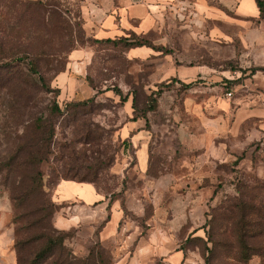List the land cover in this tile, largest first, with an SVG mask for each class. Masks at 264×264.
Wrapping results in <instances>:
<instances>
[{
  "label": "rangeland",
  "instance_id": "obj_1",
  "mask_svg": "<svg viewBox=\"0 0 264 264\" xmlns=\"http://www.w3.org/2000/svg\"><path fill=\"white\" fill-rule=\"evenodd\" d=\"M81 2L0 0V59L22 48L45 85L59 90L54 99L36 77L35 84L27 79L23 65L1 76L0 165L23 142L27 122L43 115L54 138L38 166L41 185L53 203L51 223L67 232L73 256L86 258L93 249L97 264H203L202 241L210 235V264H264V249L237 260L228 215L236 204L264 214V19L231 15L224 36H211L171 17V31L161 36L171 55L131 54L85 45ZM176 68L197 72L184 83L192 87L175 82ZM150 97L156 107L147 111ZM54 100L62 115L51 116ZM95 159L98 202L84 205L60 193L63 181L90 173ZM4 175L0 264H17L14 243L33 230L17 236L30 219L19 217ZM262 227L246 242L264 244ZM189 237L201 242H184Z\"/></svg>",
  "mask_w": 264,
  "mask_h": 264
},
{
  "label": "trees",
  "instance_id": "obj_2",
  "mask_svg": "<svg viewBox=\"0 0 264 264\" xmlns=\"http://www.w3.org/2000/svg\"><path fill=\"white\" fill-rule=\"evenodd\" d=\"M256 6L259 10V19H264V0H255ZM25 14V13H23ZM20 39H22L19 36ZM94 44H111L115 46H122L125 50L132 48L146 47L150 48L156 53L162 55H171L172 51L161 45H154L152 39L148 36H139L134 33H129L126 37L118 39H103L98 40L87 37L85 45ZM83 46V45H82ZM3 52V50L1 49ZM22 48L4 53L0 61V82H3L1 76L8 75L13 68L17 65L25 66L28 73L25 74L28 80L35 78L40 84L43 91L47 93H54V99L59 95L58 89H49L44 83L33 60L29 59L27 53ZM3 53H0V55ZM175 80V79H173ZM33 82V81H32ZM180 87L189 89L193 86V82L184 84L180 81ZM34 83V82H33ZM35 84V83H34ZM160 91H157L158 96ZM151 105L147 111L155 110L156 98L150 97ZM87 102L74 103L69 105L75 110L81 106L86 105ZM150 108V109H149ZM146 110L144 112H147ZM51 116L62 115L63 111L54 100L50 105ZM146 124L148 122L146 121ZM23 142L20 143L15 150V154L10 155L4 162H1L0 172H5L3 176V184L8 188L10 197L13 200L17 209L20 210L19 217L28 218L27 227L17 229V236L23 230H33L32 233L26 234L23 238L17 239L14 243V248L17 253V264H97L94 256V250H90L86 258H76L65 247L64 239L67 232L58 230L53 227L51 223L54 214L53 203L47 199L45 192L41 185V172L38 166L47 159L50 154L51 144L54 138V127L45 116L40 115L33 120L27 122L23 130ZM14 155V156H13ZM21 155L22 159H18ZM100 161L95 159V164L89 166L90 173L85 172L80 176H75L74 179L66 181H74L77 183H95V172L99 168ZM93 169V170H92ZM92 172V173H91ZM213 194H216L214 192ZM111 200L108 202L106 209L109 210ZM230 216V227H232V238L236 245V258L240 262H246L252 255H259L261 249H264V244L247 243L246 237L250 233L251 238L255 235H260L264 224V214L260 210L251 205L248 209L243 207L242 204L232 205L228 210ZM108 218L106 219L107 222ZM262 222V223H260ZM201 238L193 237L187 238L184 242H196ZM202 258L203 264H210V256L214 253L215 243L212 237L207 235V242H203ZM207 243L212 244V248L207 247ZM185 245V244H184ZM32 253L31 257L28 252ZM33 250V252H32ZM186 250V247L180 248ZM252 251V253H249ZM28 258H27V257ZM100 261V260H99Z\"/></svg>",
  "mask_w": 264,
  "mask_h": 264
},
{
  "label": "crops",
  "instance_id": "obj_3",
  "mask_svg": "<svg viewBox=\"0 0 264 264\" xmlns=\"http://www.w3.org/2000/svg\"><path fill=\"white\" fill-rule=\"evenodd\" d=\"M81 15L87 37L118 39L134 33L153 37L154 45L165 47L161 36L171 31V17L177 16L181 20L197 23L211 36H224V26L229 25L231 15L251 22L259 19V10L255 0H82ZM128 51L131 54L155 53L146 47ZM196 74L191 70L176 68L174 78L185 83ZM59 190L66 198L77 197L84 205L98 202L100 197L89 183L63 181Z\"/></svg>",
  "mask_w": 264,
  "mask_h": 264
}]
</instances>
